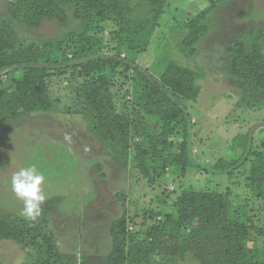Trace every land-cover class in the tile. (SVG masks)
I'll return each mask as SVG.
<instances>
[{
    "label": "rangeland",
    "instance_id": "1",
    "mask_svg": "<svg viewBox=\"0 0 264 264\" xmlns=\"http://www.w3.org/2000/svg\"><path fill=\"white\" fill-rule=\"evenodd\" d=\"M163 3L161 26L152 36L142 37L146 39L142 46L129 47L132 50L123 53L133 58L156 83L170 61L200 72L201 91L197 100L180 102L186 109L190 127L191 149L186 165L181 161L180 166L156 169L154 158L162 152L148 149L147 142L142 146L147 149L146 153L136 159L134 149L124 164L90 134L83 115L69 107L75 102L76 88L95 72L76 67L78 63L71 59L50 68L48 84L55 101L52 111L29 113L0 124V213L9 211L23 216L24 202L12 190V176L21 168L35 165L44 176L41 189L45 196L41 214L35 220L43 217L47 203L56 200L49 211V226L57 238L62 259L71 264H106L113 245L110 230L116 220L124 219L127 234L132 229L145 230L154 224H163L159 217L168 210L166 204L190 187L231 190L234 201L249 202L256 214L254 221L264 225V200L252 198L245 186L249 163L232 176L210 172L220 157H238L242 153L241 147L231 149L236 138L252 135L254 152L264 140V106L258 105L257 97L251 95L252 98L243 101L245 94L225 70L231 42L253 28H264V0H228L218 5L210 16L208 34L196 45V55L182 50L187 34L183 26L189 15L206 8L210 0H163ZM8 4L9 0H0V17L15 27L18 37L27 42L26 47L37 48H33L35 54L51 53L53 47L40 48L41 43L62 38L68 31L77 29L73 19L69 23L48 21L41 29L29 28L10 14ZM143 12H148L147 7ZM113 28V24L107 22L97 30V36L103 40L97 54L109 56L116 52L118 45H109L113 41ZM85 44L83 38L74 34L59 46L62 48L56 55L66 59ZM103 72L117 92L116 111L123 108L131 111L135 123L144 116L157 131L158 120L140 111L141 97L147 95V82L132 69L125 71L124 67ZM9 84V77L0 78V87ZM141 127L138 125L137 131L142 133ZM172 140L182 141V137L174 133ZM248 198L254 203L247 201ZM27 258L28 250L20 244L0 240L2 264H23ZM173 264L200 263L187 254Z\"/></svg>",
    "mask_w": 264,
    "mask_h": 264
},
{
    "label": "trees",
    "instance_id": "2",
    "mask_svg": "<svg viewBox=\"0 0 264 264\" xmlns=\"http://www.w3.org/2000/svg\"><path fill=\"white\" fill-rule=\"evenodd\" d=\"M226 1L210 0L206 8L188 16L183 26L187 30L182 44L185 54H197V43L210 30L212 12ZM146 7L148 12L144 13ZM8 9L13 17L32 29H41L53 20L69 23L73 19L78 26L62 38L48 39L42 45L35 43L40 48L53 47L51 53L38 55L34 53V45L26 47L27 42L18 37L15 27L0 17V78L5 75L10 80L8 87H0V124L29 113L52 111L55 101L48 84L50 68L71 59L78 63L76 67L95 72L76 88L75 102L69 107L83 115L90 134L124 164L134 149L136 159L146 153L147 149L142 148L146 142L148 149L162 152L154 158L156 169L180 166L181 161L183 166L187 164L190 127L186 109L180 102L197 100L201 91L200 72L170 61L156 83L144 68L123 53L144 43L146 39L142 37L152 36L161 26L163 0H9ZM107 22L114 27L109 45H118L109 56L96 51L103 45L97 30ZM74 34L86 41L85 47L66 59L57 56L62 48L59 46ZM118 66L125 71L132 69L147 82V95L141 97L140 111L158 120L157 131L144 116L135 123L131 111L126 108L116 111L117 92L103 71H114ZM225 70L245 94L243 101L257 97L258 105L264 106V28H253L231 42ZM138 125H142V133L137 131ZM174 133L182 141L174 142ZM252 137L243 134L236 138L231 149L241 147L242 153L238 157H220L210 172L232 176L249 163L245 186L252 198L264 200V140L254 152ZM55 204L56 200L46 204L40 220H29L9 211L0 213V240H12L28 250V260L23 264H71L62 259L57 238L49 226V211ZM166 206L168 210L159 217L163 224L145 230L132 229L127 234L124 219L116 220L110 230L113 245L106 264H167L168 261L173 264L187 254L200 264H264V225L254 221L256 214L249 202L234 201L231 190L190 187L181 190Z\"/></svg>",
    "mask_w": 264,
    "mask_h": 264
},
{
    "label": "clouds",
    "instance_id": "3",
    "mask_svg": "<svg viewBox=\"0 0 264 264\" xmlns=\"http://www.w3.org/2000/svg\"><path fill=\"white\" fill-rule=\"evenodd\" d=\"M44 176L37 171L35 165L21 168L12 176V190L23 200L22 215L29 220H35L41 214V204L45 200L41 184Z\"/></svg>",
    "mask_w": 264,
    "mask_h": 264
}]
</instances>
